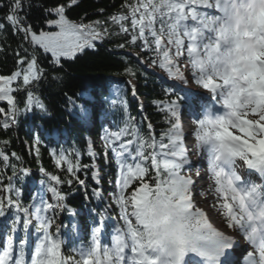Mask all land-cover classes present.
Wrapping results in <instances>:
<instances>
[{
  "label": "snow or ice",
  "instance_id": "obj_1",
  "mask_svg": "<svg viewBox=\"0 0 264 264\" xmlns=\"http://www.w3.org/2000/svg\"><path fill=\"white\" fill-rule=\"evenodd\" d=\"M80 2L54 0L44 8V27L38 31L19 15L24 0L0 4L7 9L0 19L21 36L13 70L0 74V102L6 104L0 107V130L7 132L17 123L19 93L26 94L24 112H47L36 91L47 76L41 55L50 54L51 80L60 82L62 59L73 60L94 48V41L113 36L123 41L116 48L139 49L129 54L139 65L148 54V67L160 69L170 82L163 89L165 99L153 101L166 127L157 139L150 122L147 134H141L128 116L119 131L105 129L101 135L105 152L111 148L117 165L115 190L109 195L122 221L110 242L102 239L103 215L100 226L94 222L87 241L71 254L64 250L59 229L51 230L57 210L65 207L66 195L58 186L75 180L87 187L77 173L89 166L73 162L70 153L49 152L57 168H66V181L40 168L48 178L41 183H47L51 202L41 198L36 203L34 197L24 207L12 198L13 193L19 196L13 177L0 182L6 193L0 195V217L15 209L10 234L0 244V264H264V0H122L105 19L88 20L87 13L70 19L69 10ZM94 15L103 16L104 9ZM4 27L0 24V31ZM127 59L123 71L134 76ZM132 91L135 96V85ZM194 98L200 101L198 108ZM72 103L85 113L83 105ZM39 143L37 137L30 146L38 160ZM9 144L0 139V161L6 166L11 158L21 160L5 151ZM190 149L196 160L189 158ZM89 155L96 156L91 144ZM10 166L15 176L16 165ZM205 176L206 190L198 183ZM92 180L100 185L98 171ZM92 191L101 196L99 187ZM236 250L242 259L232 258Z\"/></svg>",
  "mask_w": 264,
  "mask_h": 264
},
{
  "label": "trees",
  "instance_id": "obj_2",
  "mask_svg": "<svg viewBox=\"0 0 264 264\" xmlns=\"http://www.w3.org/2000/svg\"><path fill=\"white\" fill-rule=\"evenodd\" d=\"M53 2L54 0H24V7L19 15L26 17L25 23L33 25L38 31L44 27V8ZM7 3L8 0H0V4ZM121 3L122 0H81L79 7L69 10L68 15L72 20H79L85 13L88 14V20L105 19L108 14L116 11ZM99 9H104L103 16L94 15ZM6 12V8L0 7V18ZM88 20L84 22L87 23ZM0 24L5 25L0 31V74H8L15 66L14 53L21 43V36L14 34L3 19H0ZM121 42L123 41L120 38L114 36L103 41H94V48L86 49L75 59L68 61L62 59L63 66L57 69V73L62 77L60 82L51 80L54 72L49 65L50 54L48 58L41 55L40 66L47 71V76L36 91L46 104L47 112L42 113L38 110L24 112L23 101L26 94L19 93L17 100L21 112L17 116V123L7 132L0 130V139L10 140L5 151L9 155L15 152L21 157V160L11 158L10 161V165H16L15 176L13 168L0 161V182L7 184L8 177H13L12 184L19 190V196L13 193L12 198L18 199L24 207L30 204L29 190L32 186L38 180L47 181L45 176L34 173L31 169L40 171L42 166L47 172L58 175L64 181L70 178L66 168L56 167L50 157V149L70 153L73 162L79 159L81 166H89L81 167L77 173L81 180H85L87 187L75 180L72 185L65 182L58 186L66 195L63 201L65 207L63 210H57L51 230L56 232L59 229L60 237L65 241L66 254H71L74 246L87 241L93 223L96 222L97 226H100L101 215L105 217L102 228V239L105 242H110L112 230L122 223L118 219V209L109 195L115 190L112 186H115L117 168L111 150L108 148L106 153L103 147L105 141L101 139V135L104 128H109L112 132L119 131L130 116L141 134H147V125L150 122L158 139L161 130L166 127L164 114L157 109L153 101L165 99L163 89L169 86L170 82L160 69L148 67L151 63L147 59L148 54L141 57L146 63L139 65L129 56L138 52V48L130 46L124 49L116 48L117 43ZM126 57L127 63L134 68V76L123 71ZM111 78L119 79L121 84L115 96L110 94L107 86ZM129 81L136 87L135 96ZM141 100L142 107L139 105ZM72 102H75V105H83L85 113H81ZM195 104L198 105L196 102ZM0 107H6V104L0 102ZM37 137L40 140L39 160L35 151L30 148ZM90 144L96 154L95 157L89 155ZM132 151H135V145L132 146ZM93 163L96 165L95 168L92 167ZM22 168L28 169V173L21 172ZM93 171H98L102 177L100 185L92 180ZM45 184L47 188L48 185ZM97 187L101 189L100 197L93 195L92 190ZM49 193L52 196V193ZM70 210H74V213ZM14 211L15 209H10L6 217H0V230L5 229L8 234ZM22 235V231L17 233V236Z\"/></svg>",
  "mask_w": 264,
  "mask_h": 264
},
{
  "label": "rangeland",
  "instance_id": "obj_3",
  "mask_svg": "<svg viewBox=\"0 0 264 264\" xmlns=\"http://www.w3.org/2000/svg\"><path fill=\"white\" fill-rule=\"evenodd\" d=\"M115 79V78H114ZM131 85H133L132 84V82H131ZM107 86H108V90H109V92H110V94L112 95V96H115V95H117V92H118V90H119V88L121 87V84H120V82H119V79H115V80H112V81H109L108 83H107ZM196 91H201V90H198V89H195ZM190 120V119H189ZM188 120V121H189ZM187 121V123H186V126H185V130L187 131L188 130V124H189V122ZM108 130V129H107ZM109 132H111L110 130H108ZM103 144H104V142H103ZM110 148V147H109ZM110 150H111V148H110ZM112 152V151H111ZM113 154V153H112ZM192 160H194L193 158H192ZM116 168H117V165H116ZM185 174H187V173H185ZM207 178V177H206ZM41 181L42 180H38L34 185H33V187L29 190V194H30V204H29V206L31 205V204H33V202H34V200H33V198L35 197L36 198V200H40L41 198H43L44 200H47V201H49V202H51V195L48 193V191H47V189H46V184H42L41 183ZM198 183H200V184H203L204 183V181L203 182H198ZM110 188V190L113 188V189H115V186H112V188L111 187H109ZM207 188H205V190H206ZM19 191V190H18ZM0 195H6L5 193H3L2 191H0ZM209 198H210V194H209ZM209 198H208V202L210 203L211 201H209ZM206 205L204 204V207H205ZM52 227H53V225H52ZM5 230H2V233H1V230H0V244H2V242H3V237H4V234H5ZM229 234H232L231 232H229ZM238 239H239V237H237ZM241 244L243 243V240L241 239Z\"/></svg>",
  "mask_w": 264,
  "mask_h": 264
},
{
  "label": "bare ground",
  "instance_id": "obj_4",
  "mask_svg": "<svg viewBox=\"0 0 264 264\" xmlns=\"http://www.w3.org/2000/svg\"><path fill=\"white\" fill-rule=\"evenodd\" d=\"M115 79H117V78H115ZM114 78H111V80L110 81H112V80H115ZM190 145V144H189ZM190 154L194 157V160H196L197 159V157H196V155H195V153H194V151H190ZM240 170H241V168H239L238 167V169H237V171L238 172H240ZM195 172V169H193V173ZM241 173V172H240ZM242 174V173H241ZM256 183H261V180L260 179H253ZM202 187H203V189H205V188H207L208 187V180H204V183L202 184ZM197 199L198 200H201V197L198 195L197 196ZM212 200V196H211V194H210V198H209V201H211ZM36 203H39V201L38 200H36L35 201ZM204 204L205 203H203V201L201 202V204H200V206L201 207H204ZM234 252L235 251H233V253H232V256L234 255ZM237 252H238V250H237ZM233 258V257H232ZM233 259H238L237 258V256L236 257H234Z\"/></svg>",
  "mask_w": 264,
  "mask_h": 264
}]
</instances>
